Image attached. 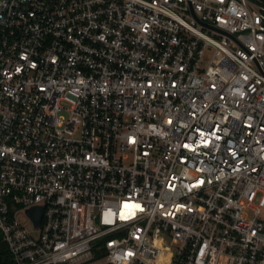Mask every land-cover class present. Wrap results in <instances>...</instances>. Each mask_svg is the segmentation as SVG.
Segmentation results:
<instances>
[{"label": "built area", "instance_id": "built-area-1", "mask_svg": "<svg viewBox=\"0 0 264 264\" xmlns=\"http://www.w3.org/2000/svg\"><path fill=\"white\" fill-rule=\"evenodd\" d=\"M0 240L264 264V2L0 0Z\"/></svg>", "mask_w": 264, "mask_h": 264}, {"label": "water", "instance_id": "water-1", "mask_svg": "<svg viewBox=\"0 0 264 264\" xmlns=\"http://www.w3.org/2000/svg\"><path fill=\"white\" fill-rule=\"evenodd\" d=\"M203 25L210 27V28L212 27L206 23H203ZM224 33H226V32H224ZM28 213L32 217V219L34 220L35 225H38L40 217H41V207H32L28 210Z\"/></svg>", "mask_w": 264, "mask_h": 264}, {"label": "trees", "instance_id": "trees-1", "mask_svg": "<svg viewBox=\"0 0 264 264\" xmlns=\"http://www.w3.org/2000/svg\"><path fill=\"white\" fill-rule=\"evenodd\" d=\"M259 2H264V0H257ZM9 258V252L8 249L6 248V244L0 240V264H3V259Z\"/></svg>", "mask_w": 264, "mask_h": 264}, {"label": "rangeland", "instance_id": "rangeland-1", "mask_svg": "<svg viewBox=\"0 0 264 264\" xmlns=\"http://www.w3.org/2000/svg\"><path fill=\"white\" fill-rule=\"evenodd\" d=\"M255 1H257V0H255Z\"/></svg>", "mask_w": 264, "mask_h": 264}]
</instances>
